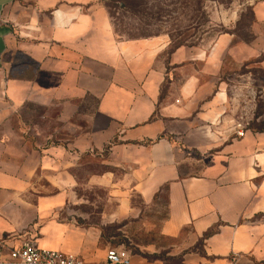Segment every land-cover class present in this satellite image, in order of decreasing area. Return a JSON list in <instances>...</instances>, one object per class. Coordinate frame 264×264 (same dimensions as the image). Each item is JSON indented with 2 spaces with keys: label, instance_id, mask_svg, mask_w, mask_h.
Returning a JSON list of instances; mask_svg holds the SVG:
<instances>
[{
  "label": "crops",
  "instance_id": "0c3cea01",
  "mask_svg": "<svg viewBox=\"0 0 264 264\" xmlns=\"http://www.w3.org/2000/svg\"><path fill=\"white\" fill-rule=\"evenodd\" d=\"M233 43L169 52L119 38L103 0H0V238L109 264L124 247L104 226L136 218L135 195L164 192L163 235L203 244L176 264H264V129L228 111ZM105 149L114 169L81 179ZM81 186L108 192L96 221Z\"/></svg>",
  "mask_w": 264,
  "mask_h": 264
},
{
  "label": "rangeland",
  "instance_id": "374dc122",
  "mask_svg": "<svg viewBox=\"0 0 264 264\" xmlns=\"http://www.w3.org/2000/svg\"><path fill=\"white\" fill-rule=\"evenodd\" d=\"M163 1L166 4L163 15L140 20L119 3L104 0L112 13L114 31L121 39L161 38L170 52L182 45L209 48L223 34L232 35L233 46L240 47H234V55L224 59L221 74L229 98L228 111L248 129H264V0H203L204 7L200 11L196 9V0ZM50 141L59 142L58 138ZM109 162V149L89 153L84 166L86 173L82 171L81 179L95 172L112 171L114 167ZM78 192L88 201L80 211L91 214V220H98L99 206L103 204L105 209L110 203L108 192L86 186L79 187ZM133 204L139 209L136 218L104 226V234L115 236L117 246L151 262L169 264L180 263L186 252H203L200 240L192 244L189 240L163 235L161 227L167 213L164 192L147 204L135 195Z\"/></svg>",
  "mask_w": 264,
  "mask_h": 264
},
{
  "label": "built area",
  "instance_id": "2783aa9c",
  "mask_svg": "<svg viewBox=\"0 0 264 264\" xmlns=\"http://www.w3.org/2000/svg\"><path fill=\"white\" fill-rule=\"evenodd\" d=\"M239 136L245 132L241 126ZM109 264H131V255L125 248H112L107 252ZM0 264H84L74 255L62 251L42 248L34 240H27L19 247H11L5 238H0ZM230 264H234L232 261Z\"/></svg>",
  "mask_w": 264,
  "mask_h": 264
},
{
  "label": "trees",
  "instance_id": "16d2710c",
  "mask_svg": "<svg viewBox=\"0 0 264 264\" xmlns=\"http://www.w3.org/2000/svg\"><path fill=\"white\" fill-rule=\"evenodd\" d=\"M217 1L222 2V0H217ZM113 2L119 3L121 7L125 8L128 11L129 14H131L136 18H140V20L141 19L147 20L149 18L160 17L161 15H163V13L166 10V4L164 3L163 0H113ZM203 5H204L203 0H196L197 11L202 10L204 7ZM105 6L107 8L109 7L107 3H105ZM109 13L112 16V13L110 11ZM210 234L211 233L209 232L206 234V236Z\"/></svg>",
  "mask_w": 264,
  "mask_h": 264
}]
</instances>
